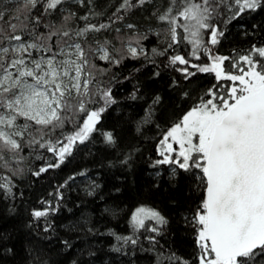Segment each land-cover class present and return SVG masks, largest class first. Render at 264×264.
Wrapping results in <instances>:
<instances>
[{
  "label": "trees",
  "instance_id": "1",
  "mask_svg": "<svg viewBox=\"0 0 264 264\" xmlns=\"http://www.w3.org/2000/svg\"><path fill=\"white\" fill-rule=\"evenodd\" d=\"M47 2L37 0L34 8L18 11L23 0H0V47L17 43L8 40L11 35L44 43L33 37L69 31L64 38L81 43L89 59L92 102L87 107L104 111L88 139L77 141L62 163L47 145L58 150V141L66 142L64 138L82 125L83 113L64 114L63 127L54 130L37 131L33 126L18 139L20 150L0 151V185L11 188L9 193L0 187V264H200L193 217L206 198L203 173L159 163L164 160L162 142L194 106L228 88L213 72L188 75L183 66H203L211 54L227 57L223 68L230 74L249 67L240 59L245 55L259 61L258 69L264 64V57L255 52L264 48V0L255 10L239 14L234 0H210L216 10L208 23L223 35L213 45L211 29H201L196 55L189 32L177 27L178 42H173L170 24L159 19L169 8L177 16L183 0H130L127 7H121L123 0H64L46 10ZM70 14L74 16L65 21ZM178 22L188 23L182 17ZM11 24L17 25L15 33ZM100 24L108 27L75 36L86 25ZM52 39L55 48L60 37ZM134 39L143 49L135 58L125 53ZM105 41L119 64L90 51ZM176 55L189 63L172 64ZM109 89L114 103L105 105L100 92ZM107 133L114 143L107 142ZM55 164L59 167L50 166ZM42 168L47 170L41 172ZM141 207L159 212L165 223L149 219L143 228H135L132 216ZM35 211L47 215L37 218ZM254 264H264V259L257 257Z\"/></svg>",
  "mask_w": 264,
  "mask_h": 264
},
{
  "label": "snow or ice",
  "instance_id": "2",
  "mask_svg": "<svg viewBox=\"0 0 264 264\" xmlns=\"http://www.w3.org/2000/svg\"><path fill=\"white\" fill-rule=\"evenodd\" d=\"M80 2L83 3V0ZM138 2L143 4L145 0ZM234 2L239 6L237 14L247 9L255 10L261 5V0ZM36 3L37 0H23L17 10H30ZM63 3L64 0H48L46 10L56 9ZM183 5L177 16H173L172 8H169L159 17L170 24L173 42H178L177 27H182L194 38L190 41L193 55L197 54L202 45L201 29H211L210 43L217 44L218 36L223 33L208 23L212 12L216 10L210 0H202V3L183 0ZM127 6H131L130 0H123L121 7ZM71 16L74 14L65 16L64 20H69ZM180 17L188 23L179 24ZM3 18V12L0 11V20ZM14 18L18 20L19 16ZM107 27L105 24L86 25L76 31L75 36L83 37L89 31L98 32ZM128 27L131 28L132 25ZM10 28L15 33L17 25L11 24ZM54 36L60 37L56 41L59 49L56 52L47 43ZM69 36L70 32L67 30L50 31L47 37H33L34 41L45 43H27L23 36L11 35L8 40L19 43L0 47V151L20 150L21 145L16 137L23 138L33 126L37 131L63 127L64 114L76 110L85 115L82 126L74 134L66 136V142L58 141L62 144L58 150L50 142L47 145L62 163L65 156L71 154L75 143H84L94 130L104 108L90 110L87 107L92 102L89 96L92 74L85 72L89 59L81 43L68 44L62 39ZM107 43L105 41L97 49L90 51L98 53L102 60L119 64L121 60L110 56ZM66 48L72 51H66ZM30 49L52 52V55L33 59ZM139 51L143 53L142 48ZM204 51L210 52L206 47ZM127 52L133 58L138 55L137 48L131 44ZM255 52L259 57H264V48L255 49ZM57 56L66 58L58 60ZM225 59L227 57H212L210 65L199 67L198 70L213 72L217 78L239 81L240 87H232L227 98L220 97L219 105L209 99L188 111L162 142L167 152L174 151L168 143L169 137L177 142L180 148L178 156L182 159L173 160L170 156H165L159 163L177 164L186 171L200 169L203 173L201 179L205 183L206 198L193 217L197 243L201 250L200 264H254L257 257L264 259V64H260L257 70L259 61L245 55L240 59L249 65V70L241 68L240 75H226L222 67ZM171 63L185 65L189 61L176 55L172 57ZM183 71L187 73V69ZM100 95L105 105L114 103L110 89L101 91ZM19 118L24 119L23 124L17 123ZM106 140L114 143L111 133L106 134ZM160 154L163 156L164 151ZM50 166L59 167V164ZM46 170L42 168L40 171ZM0 187L11 192L7 184ZM33 215L39 218L47 215V212L35 211ZM149 219L158 224L165 223L159 212L144 207L136 210L132 223L135 228H143L145 220ZM151 231L157 229L152 228ZM117 239H125V242L131 240L133 244L136 242L131 237ZM210 254H213L211 258Z\"/></svg>",
  "mask_w": 264,
  "mask_h": 264
},
{
  "label": "rangeland",
  "instance_id": "3",
  "mask_svg": "<svg viewBox=\"0 0 264 264\" xmlns=\"http://www.w3.org/2000/svg\"><path fill=\"white\" fill-rule=\"evenodd\" d=\"M64 41H67V43L68 44H72L73 42H71V39L70 38H62ZM19 42H17V43H13V44H11V45H14V44H18ZM45 43V42H44ZM48 43V42H47ZM49 43H50V41H49ZM129 44H131V46L132 47H136L137 48V50H138V55H140L141 53H140V49H141V47H140V41L139 40H137V39H134V40H132L131 42H128L127 44H126V47H125V53H126V55H129L128 54V52H127V48H128V46H129ZM11 45H9V47L11 46ZM51 46H52V48H53V39L51 40ZM5 47H7V46H5ZM35 50L36 49H30V51H31V55H32V58L33 59H39L40 57H45V58H47V57H49V56H51L52 55V52H45V51H43V50H41L42 52H40V51H37L36 53H34L35 52ZM59 49H58V47H55V48H53L52 49V51L53 52H56V51H58ZM66 51H72V49H65ZM98 54V53H97ZM121 54V53H120ZM123 54V53H122ZM99 55V54H98ZM208 56V55H207ZM212 57H216L214 54H211L209 57H206V59L208 58V60H206V64L205 65H203V66H201V65H199V66H190V67H187L186 65L185 66H183L182 67V70H184V69H187V72L188 71H191V72H197V71H199L198 69H199V67H204V66H208V65H210L211 63H212ZM25 58H27V54H25ZM66 57H63V56H57V59L58 60H60V59H65ZM73 59L75 58V57H72ZM103 61H105V60H103ZM192 67V68H191ZM222 67H224V61H223V64H222ZM224 69V68H223ZM225 70V69H224ZM249 70V67L247 68V69H244V71H248ZM257 70H259L258 69V66H257ZM85 72H89L88 71V69L87 68H85ZM186 73V72H185ZM241 74V73H240ZM240 74H237V75H240ZM227 75H236V74H230V73H227ZM247 78V77H246ZM218 79V81H221L222 83H223V85H225V84H227V86H228V88L227 89H229L228 90V92H225V91H221V92H219V93H217V94H215V93H213L212 95H211V97L209 98V99H211L214 103H216V104H218L219 105V103H220V100H219V98L220 97H224V98H227L228 97V93H230V91H231V88L232 87H240V85H239V81H230V80H227V79H223V78H217ZM89 95H91V90H90V87H89ZM209 99H207L206 100V102L209 100ZM71 113H78L79 114V112L78 111H76V110H73ZM82 126V125H81ZM20 137H16V139L18 140ZM19 141V140H18ZM62 146V145H61ZM163 146V145H162ZM161 151H164V155H166L167 156V154H166V152L167 151H165V149L164 148H161ZM175 168V167H174ZM174 171V169H172V172Z\"/></svg>",
  "mask_w": 264,
  "mask_h": 264
},
{
  "label": "flooded vegetation",
  "instance_id": "4",
  "mask_svg": "<svg viewBox=\"0 0 264 264\" xmlns=\"http://www.w3.org/2000/svg\"><path fill=\"white\" fill-rule=\"evenodd\" d=\"M225 74L227 75L226 72H225ZM228 90L229 89H227L225 92H228ZM168 143H170L172 145V148L174 149V151H172V152H166L167 156H170L173 160L182 159L181 157L178 156V152L180 150L179 144L177 142H175L171 137H169ZM162 148H164V146H162ZM165 156L166 155H163V158H165Z\"/></svg>",
  "mask_w": 264,
  "mask_h": 264
}]
</instances>
